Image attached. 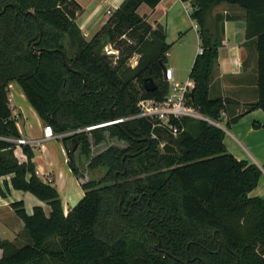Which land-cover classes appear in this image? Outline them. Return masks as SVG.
Segmentation results:
<instances>
[{"label":"trees","instance_id":"obj_1","mask_svg":"<svg viewBox=\"0 0 264 264\" xmlns=\"http://www.w3.org/2000/svg\"><path fill=\"white\" fill-rule=\"evenodd\" d=\"M159 2L123 0L86 40L74 0H0V177L11 174L14 189L50 208L48 215L39 205L29 214L22 201L11 203L28 242L0 238V264H264V199L250 196L264 165L235 158L218 126L182 117L174 121L183 127L176 137L156 129L159 139H152L150 121L139 117L62 137L64 146L75 139L86 171L94 174L80 182L83 196L66 214L57 188L38 176L32 146L13 141L21 134L9 107L11 82L55 133L133 115L142 97L163 99L171 44L163 25L153 27L137 12L141 4L153 9ZM221 2L250 8L246 0H191L190 9L203 51L189 72V102L216 120L230 102L210 95L221 40L212 32L209 12ZM105 34L118 50L111 65L93 53ZM258 45V99L229 116L228 125L253 109L264 111ZM134 53L140 57L132 67ZM148 78L157 84L152 92L144 91ZM162 140L176 151L160 149ZM72 165L81 179L84 170Z\"/></svg>","mask_w":264,"mask_h":264},{"label":"crops","instance_id":"obj_2","mask_svg":"<svg viewBox=\"0 0 264 264\" xmlns=\"http://www.w3.org/2000/svg\"><path fill=\"white\" fill-rule=\"evenodd\" d=\"M74 1L81 7L76 12L75 21L85 39L90 40L105 23L110 12L115 10L123 0ZM246 1L250 6L249 10L238 4L221 2L214 5L209 12L212 32L221 40V46L218 48L217 65L214 67L211 77L210 94L225 97L230 101L224 110L226 118H221L227 125L223 140L226 149L238 160H245L262 167L264 165V126L255 128L253 123H264V111L261 108L253 109L243 114L236 121L227 124L229 116H235L243 111L245 105L254 103L258 99V61L260 55L258 43L260 42L261 51L264 55V0ZM191 5V0H160L153 9L141 4L137 12L144 15L153 27L157 24L163 25L167 42L170 36L181 37L192 32L198 48L200 38L198 26L190 17ZM248 32L249 36L247 35ZM259 35L261 36L260 40H258ZM196 55L195 52L190 57L189 72ZM167 56H171L170 51ZM166 67L173 70L176 81L183 82L176 77L175 68L172 65H166ZM16 86L19 85L16 82H11L8 87L9 107L16 119V126L21 137L38 139L43 136L44 123L29 103L28 106L22 104L23 98L26 97L21 88ZM18 117L22 119L21 122ZM28 120L39 127L40 136L32 135L25 128ZM42 142L38 145H42ZM35 146H32L33 151ZM15 155L21 160L24 158L18 147L15 150ZM66 158L68 159L67 156ZM37 160L38 156L34 153L33 161L38 176L56 187L51 172L48 170L43 172L46 175L42 174ZM69 170L72 172L70 167ZM10 179L11 174L0 177V189L5 192L4 195L0 194V238L25 243L28 237H25L23 222L16 216L11 203L22 201L26 212L29 214L38 205L43 208L47 215L50 208L30 192L14 189ZM6 185L9 191H6ZM83 193L82 190L80 197L83 196ZM59 194L63 211L66 214L77 202L72 205L66 204L64 195L61 192ZM250 196H258L264 199V169H262L257 186L250 192ZM67 199L69 200L71 197H67Z\"/></svg>","mask_w":264,"mask_h":264},{"label":"built area","instance_id":"obj_3","mask_svg":"<svg viewBox=\"0 0 264 264\" xmlns=\"http://www.w3.org/2000/svg\"><path fill=\"white\" fill-rule=\"evenodd\" d=\"M203 51L201 46L197 48V54H201ZM106 52H114L115 57L113 62L116 60L118 55V50L114 48L110 43L106 46ZM140 55L134 53L130 58L129 63L132 66L133 60L134 64L137 65ZM163 80L168 84L169 90L163 99L142 97L136 102L137 112L133 115L124 116L120 118L110 119L109 121L98 123L95 125L87 126L70 132L55 133L50 125H44L43 136L38 139H28L20 137L13 140L18 144H29L31 146L38 145L44 140L62 138L67 135H71L75 132L81 130H90L97 127H102L106 125L119 124L126 120L144 117L147 118L151 123L150 137L152 139H159L156 129H161L165 133L176 137L179 132L183 130V127H177L174 121H179L182 117H190L194 119H201L209 124L218 126L221 128L220 123L216 119H212L204 114H202L197 107L189 102L190 93L193 88V81L188 77L183 82H178L174 78L173 70L169 67L164 69ZM220 118H226L224 111L220 113ZM167 143L165 141L159 142V147L162 149L163 145Z\"/></svg>","mask_w":264,"mask_h":264},{"label":"rangeland","instance_id":"obj_4","mask_svg":"<svg viewBox=\"0 0 264 264\" xmlns=\"http://www.w3.org/2000/svg\"><path fill=\"white\" fill-rule=\"evenodd\" d=\"M168 42L171 43L169 50L171 56L168 57L166 65H172L175 68L176 77L181 81H185L189 76L188 62L190 57L193 55V53H197L195 36L192 32H189L186 36L183 35L181 37L177 35L170 36L168 37ZM22 104L27 106L29 105L26 98H23ZM18 118V120L21 122L22 119L20 117ZM217 121L220 123L221 128L225 131L227 129L226 122L221 118ZM25 128H27L32 135H41L39 127L33 125L31 120L26 122ZM42 143V145H36L34 147V153L36 156H38L37 162L40 166V172L46 175V173L43 172L49 170L51 172L52 178L54 179V184L57 185L56 187L59 192L64 195V201L67 202L66 204H75V202L79 201V198H81L80 196L82 194L80 182L87 181L89 178L83 175L79 181L78 178L69 170V161L66 158L67 155L65 153V149H63V143L60 138L43 141ZM74 160L75 163L79 162L78 164L81 169L85 168V163L79 160L77 152L74 154ZM87 175H91L89 176L91 178L94 174L87 173ZM46 180H48L47 177ZM67 197H71V199L68 200ZM25 237H27L26 234ZM26 242H28V240ZM16 244L22 245L24 243L16 242Z\"/></svg>","mask_w":264,"mask_h":264},{"label":"water","instance_id":"obj_5","mask_svg":"<svg viewBox=\"0 0 264 264\" xmlns=\"http://www.w3.org/2000/svg\"><path fill=\"white\" fill-rule=\"evenodd\" d=\"M108 44H109V36L108 34H105L104 36L98 39V45L93 50L94 55L97 58H99L105 65H111L115 57L114 52H106V46ZM66 66L69 70L71 71L73 70L68 64H66ZM134 66H136V64H134V60H133L132 67ZM73 71L76 73H79L77 70H73ZM156 88H157V84L151 78H148L144 81V91L145 92H152L156 90ZM77 146H78V143L75 141V139L72 138L71 144L69 146H65L64 148L66 155L69 159V167L71 170L73 169L72 163L74 162V152ZM162 150L166 153H171V152H175L176 148L170 143H165L162 147Z\"/></svg>","mask_w":264,"mask_h":264},{"label":"flooded vegetation","instance_id":"obj_6","mask_svg":"<svg viewBox=\"0 0 264 264\" xmlns=\"http://www.w3.org/2000/svg\"><path fill=\"white\" fill-rule=\"evenodd\" d=\"M76 152L78 153L79 160H81L83 163H85L84 165H86V164H87L86 160H85L82 156H80V154H79V152H78V146L76 147L74 154H75ZM74 162H75V160H74ZM78 163H79V162H78ZM78 163L76 162V164L79 166ZM79 167H80V166H79ZM82 169L84 170V175H86V177L90 178V177H89L90 175H87L88 172L86 171V169H85V168H82Z\"/></svg>","mask_w":264,"mask_h":264}]
</instances>
